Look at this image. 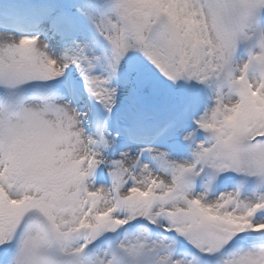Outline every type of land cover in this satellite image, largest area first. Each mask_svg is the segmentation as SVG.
I'll return each instance as SVG.
<instances>
[{"label":"rangeland","instance_id":"1","mask_svg":"<svg viewBox=\"0 0 264 264\" xmlns=\"http://www.w3.org/2000/svg\"><path fill=\"white\" fill-rule=\"evenodd\" d=\"M89 1L0 0V15L25 24L17 13L39 17L43 26L28 36L13 23L0 29V86L9 81L16 88L57 70L55 75L71 76L80 99L28 101L15 110L0 106V248L10 244L28 212L52 220L54 239L28 226L11 264H50L42 253L72 255L63 246L66 235H77L79 228L101 234L109 222L123 227L137 217L166 232L171 230L163 227L187 232L181 239L205 253L217 252L232 234L263 237L264 140L248 139L264 135V0H94L95 6ZM127 6L148 9L154 24L141 57L124 24ZM64 13L73 22L74 56L64 50L66 39L55 27L57 14ZM158 92L162 99L155 103ZM93 98L125 123L141 114L148 132L154 122L178 119L190 107L192 117L182 122L180 137L190 139L192 148L172 155L158 146L142 159L143 138L113 144L107 131L91 140ZM184 101L196 105L184 107ZM200 132L214 135L206 140ZM95 166L104 171V183L94 181L89 169ZM225 173L240 176V184L212 193ZM62 203L74 206L67 217L58 212ZM75 242H69L73 264H189L165 240L141 232L119 238V261L106 249L80 261ZM52 243L59 248H48ZM158 245L164 249L150 257L142 252ZM223 264H264V250H239Z\"/></svg>","mask_w":264,"mask_h":264},{"label":"bare ground","instance_id":"2","mask_svg":"<svg viewBox=\"0 0 264 264\" xmlns=\"http://www.w3.org/2000/svg\"><path fill=\"white\" fill-rule=\"evenodd\" d=\"M63 16H65V15H63ZM22 20H25V21H27V22H29V23H33V25H37V24H39V22H40V20H42V18H39V17H36V18H33V19H31V20H29L30 18H21ZM42 25V24H41ZM70 26H71V23L68 25V26H65V27H63V28H60L61 29V32H63V34L65 35H63V37L66 39L65 41H64V50L65 51H67L68 53H69V55H72V56H74V51H75V47H74V41H73V39H72V37H71V34H70V32L72 31V27L70 28ZM43 27V26H42ZM61 27V26H60ZM88 31V30H87ZM89 32H92V30H89ZM25 39H28V38H25ZM32 39V38H31ZM73 46V47H72ZM63 50V49H62ZM67 69H65V71H66ZM57 70H54V76H52V77H45L44 79H40V80H36V81H44V80H47V79H51V80H56V79H59L60 77L62 78L63 77V75L61 76V75H55V72H56ZM4 83H7L6 84V86L4 87L5 88V91L7 92L6 93V97H5V99L3 100V101H5L4 103H6L7 102V100L8 99H10V96H12L15 92H16V90L18 89V88H20L19 86L18 87H16V89H14L15 87H13V88H9L10 86H9V81H7V82H4ZM11 85V84H10ZM55 100H57V101H62V100H64V99H62V97L61 98H58V99H56L55 98ZM2 101V102H3ZM29 101H31V102H34V103H39L40 102V100H29ZM49 101V100H48ZM25 102H23V104H24ZM184 104V103H183ZM18 107V106H17ZM174 120V119H173ZM135 121V120H134ZM142 121H143V118H142V116H138L137 117V121H135L134 123H132L131 125L132 126H138V127H141V128H144L143 126H142ZM163 121V120H162ZM164 121H165V118H164ZM160 123V122H159ZM91 125H93L91 128H93V130H94V127L95 126H98L99 127V125L97 124V123H95L94 121H91V123H90ZM156 125H158L157 124V122L156 123H154V125H152V129L153 130H155L156 129ZM98 129V128H97ZM99 130H97V132H98ZM60 132L61 133H64V132H62V130H60ZM94 136H96V134L94 133H92V132H89V134H87V137H89L91 140H93L94 139ZM113 144H114V141H113ZM148 148V147H147ZM223 175H225V174H223ZM222 176V175H221ZM223 177V176H222ZM221 178V177H220ZM224 192V191H223ZM219 193H221L220 191H219ZM219 193H217V194H219ZM74 209V206L72 205V206H67L66 204L64 205V203H62L61 205L59 204L58 205V212H59V214H61L62 216H64V217H67L68 215H70L71 213H72V210ZM68 214V215H67ZM51 218H52V216H51ZM137 218H139V217H137ZM137 218H135V219H131V220H126V222L125 223H127V222H130V221H135V220H137ZM47 222V231L49 232H47L48 233V238L47 237H45L47 240H52V241H54V239H53V236H52V233H51V231H52V220L50 221V220H46ZM115 223H117V222H109L108 224H106L105 226H104V228L106 229L105 231H103L102 233H104V232H106L107 230H108V228H110V227H115V230L117 229V228H119L120 227V225L118 226L117 224H115ZM163 228H166V229H168V230H171V232H175V233H177V234H179L180 236H182V237H185L186 236V234H187V232H185V231H180V230H173V229H171V227H163ZM255 231H257V230H255ZM23 235H24V233H23ZM69 235H72V234H68V235H66V237H67V242H65V244H63V246H64V248L65 249H68L71 253H73V251H74V249H72L71 247H69V242L70 241H76L75 243H77L78 245L79 244H81V245H83V244H85V243H89V242H92V241H95L96 239H98L99 238V232H97V231H93L91 234H89L88 233V236L87 237H85L84 239L83 238H81L80 237V235H79V233L75 236H69ZM237 235L236 234H232L229 238H227V240L226 241H228V240H230L231 238H234V237H236ZM12 240V239H11ZM6 240H3V242H5ZM225 241V242H226ZM228 242H230V241H228ZM227 242V243H228ZM56 243V242H55ZM55 243H52V245L51 246H49L48 248H53V249H57V248H59V246L57 245V244H55ZM227 243H225V244H227ZM76 244V245H77ZM224 244V245H225ZM224 245H218V246H216L215 247V249L216 250H218V254L216 253V252H212L213 254H217L218 256H221V254H220V251H221V249L223 248V246ZM140 249L141 248H145L144 246H143V244H140L139 246H138ZM164 246L163 245H158L156 248H153V249H145V250H143L142 252H144L145 253V255L146 256H148V257H150L151 255H153L155 252H157V251H159V249H162ZM172 247H174V245H172ZM5 248V247H4ZM219 248V249H218ZM139 249V250H140ZM246 249H263L264 250V248H246ZM99 251H100V249H99ZM98 251V252H99ZM119 252V251H118ZM212 253H209V254H212ZM43 254H48V253H43ZM16 255V254H15ZM118 257H121V255H118ZM222 258V257H221ZM225 259V258H224ZM15 260V257H14V259H13V261ZM188 260V259H187ZM12 261V262H13ZM110 261V260H109ZM166 262H167V260H166ZM190 262H192L191 260H189V263ZM139 263H146V261L144 262V261H140V262H138L137 264H139ZM148 263V262H147ZM11 264V263H10Z\"/></svg>","mask_w":264,"mask_h":264},{"label":"water","instance_id":"3","mask_svg":"<svg viewBox=\"0 0 264 264\" xmlns=\"http://www.w3.org/2000/svg\"><path fill=\"white\" fill-rule=\"evenodd\" d=\"M124 22L128 30L132 33L135 42L139 45V56L144 54V45L151 35L153 24L149 19L148 11L145 8L127 6L125 8ZM160 95L154 98L158 101Z\"/></svg>","mask_w":264,"mask_h":264}]
</instances>
